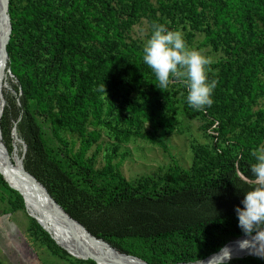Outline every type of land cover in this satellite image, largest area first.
<instances>
[{"label": "trees", "instance_id": "obj_1", "mask_svg": "<svg viewBox=\"0 0 264 264\" xmlns=\"http://www.w3.org/2000/svg\"><path fill=\"white\" fill-rule=\"evenodd\" d=\"M8 16L6 68L15 95L2 92L1 141L11 155L15 128L26 145L23 168L66 214L147 264L194 263L251 238L242 237L234 208L250 188L252 152L264 147V0H9ZM144 21V37L134 38ZM154 22L181 31L190 48L209 49L211 106H190L182 79L156 88L142 61ZM179 109L200 121L207 141L189 170L131 184L109 155L101 169L86 158L97 127L116 141L156 140L157 130L179 127ZM144 121L154 132L141 129ZM63 132L78 135L77 150ZM0 188L13 198L12 211L23 209L1 174ZM25 236L67 264H95L71 257L33 219ZM226 264H264V257Z\"/></svg>", "mask_w": 264, "mask_h": 264}, {"label": "rangeland", "instance_id": "obj_2", "mask_svg": "<svg viewBox=\"0 0 264 264\" xmlns=\"http://www.w3.org/2000/svg\"><path fill=\"white\" fill-rule=\"evenodd\" d=\"M145 33L146 24L144 21L134 27L132 34L134 38H143ZM208 51L209 49L206 47L201 53L204 55ZM261 78H263V76H261ZM13 82L14 78L11 72L3 73L2 71L0 90H2V92L4 91L7 97L15 95L11 87ZM261 102L262 101H260L258 106L262 105ZM5 106L6 100L3 96L2 98L0 96V110L1 108L3 110ZM178 120L179 127L176 131L166 133L161 129L157 130L155 133L156 140L131 137L128 140L116 141L114 138L107 135L104 129L97 127L96 131L100 136L92 143L85 156L91 159L95 169H101L107 163L106 157L109 155L110 160L108 161L110 164L115 166V169L121 174L125 181L131 184H138L144 180L155 178V175H161L174 167H178L181 170H189L194 162L197 147L202 146L207 141L200 130V121L186 118L180 109ZM140 126L145 132L153 131L147 121H144ZM93 129L94 127L92 126L88 127V131ZM62 135L68 142L73 141L74 150L79 148L80 141L78 135L72 132H63ZM12 138L14 140L12 141L14 142V149L12 155L8 157L14 165L13 168H18L21 171L19 159L23 151L25 154L26 145L18 136L17 138L21 142L16 140L15 135H12ZM114 148H116V150H114ZM6 183L12 187L9 181ZM0 192V197L5 198H0V262L2 264H67L49 255L46 250H35L33 245L27 242L25 233L28 222L30 219H33L36 223L37 221L31 217L25 207V203L23 204L22 210L12 211L10 203L13 198L7 190L0 188ZM38 225L43 229L40 224ZM72 255L70 256L77 260H90L80 259Z\"/></svg>", "mask_w": 264, "mask_h": 264}, {"label": "clouds", "instance_id": "obj_3", "mask_svg": "<svg viewBox=\"0 0 264 264\" xmlns=\"http://www.w3.org/2000/svg\"><path fill=\"white\" fill-rule=\"evenodd\" d=\"M142 61L154 75L156 88L167 89L173 81L182 79L190 106L201 109L212 105L216 81L209 80L211 61L201 51L190 48L181 31L154 22L143 43ZM101 90L105 91V86ZM252 155L255 162L250 166V188L244 192L242 207L236 206L234 212L238 227L251 237L240 241L239 248L264 257V147L257 148ZM216 258L219 264H226L231 259V250L222 248L212 260Z\"/></svg>", "mask_w": 264, "mask_h": 264}, {"label": "bare ground", "instance_id": "obj_4", "mask_svg": "<svg viewBox=\"0 0 264 264\" xmlns=\"http://www.w3.org/2000/svg\"><path fill=\"white\" fill-rule=\"evenodd\" d=\"M5 1L6 0H0V40L3 33L1 29L2 23L5 21ZM2 71L3 70L0 68V84L2 80ZM13 167L14 165L11 163V160L5 153H3V151H1L0 147L1 175L4 177L5 181L7 180L10 182L12 188L22 195L25 207L31 217H33L47 231L56 244L67 249L76 257L80 259H90L96 264H144L140 260L115 252L109 246H106L100 241L91 239L83 230L71 222L60 221L53 218L50 213L56 215H61V213L58 209L53 207L43 193L42 188L34 184L31 180L25 178L18 168L14 169ZM245 239L250 240L251 238H240L231 241L224 246L231 250L230 260L243 257H262L254 254L247 248L243 250L239 248V242ZM219 252L210 258L189 264H219V258L212 260V258L217 256ZM228 261H226V263Z\"/></svg>", "mask_w": 264, "mask_h": 264}, {"label": "water", "instance_id": "obj_5", "mask_svg": "<svg viewBox=\"0 0 264 264\" xmlns=\"http://www.w3.org/2000/svg\"><path fill=\"white\" fill-rule=\"evenodd\" d=\"M8 1L9 0H6L5 3H4V19L5 21L2 23V35H1V40H0V68L3 70V73L7 72L9 73V70L6 68V64H7V52H6V45L8 44V41H9V35H10V32H11V25H10V21H9V16H8ZM0 95H1V98H2V90L0 92ZM1 114H2V108L0 110V117H1ZM12 135H15V138L18 142H21L18 140L17 136H16V132H15V128L13 129L12 131ZM0 147H1V151H3V153H5L7 156H10L5 148V146L3 145L2 141H1V134H0ZM12 155V154H11ZM24 157V151H23V154L22 156H20V159H19V164H20V167H21V172L22 174L24 175L25 178H27L28 180H31L34 184L38 185L40 188H42L43 190V193L45 194V196L47 197V199L50 201V203L53 205L54 208L58 209L61 213V215H56L54 213H50V215L55 218L56 220H62V221H69L71 222L72 224H74L75 226L79 227L81 230L84 231L85 234H87L88 237H90L91 239L93 240H96V241H100L102 242L103 244H105L106 246H109V244H107L106 242H104L103 240H100V239H97L95 238L94 236H92L80 223H78L76 220H74L73 218H71L68 214H66L62 208L51 198V196L47 193L46 189L33 177L31 176L29 173H27L25 171V169L23 168V164H22V159ZM4 179V178H3ZM5 181V179H4ZM6 182V181H5ZM9 186V185H8ZM10 187V186H9ZM11 189H13L12 187H10ZM15 190V189H13ZM16 191V190H15ZM19 193V192H18ZM20 194V193H19ZM21 195V194H20ZM22 196V195H21ZM38 223V222H37ZM39 224V223H38ZM44 229V228H43ZM45 230V229H44ZM46 231V230H45ZM47 232V231H46ZM242 237H247V236H242ZM241 238V237H240ZM111 249H113L112 247H110ZM115 252H118L116 251L115 249H113ZM123 254V253H122ZM127 257H131V258H134V259H137V260H140L136 257H133V256H130V255H127V254H123ZM261 258V257H259ZM141 262H143L144 264H147L146 262L140 260Z\"/></svg>", "mask_w": 264, "mask_h": 264}, {"label": "built area", "instance_id": "obj_6", "mask_svg": "<svg viewBox=\"0 0 264 264\" xmlns=\"http://www.w3.org/2000/svg\"><path fill=\"white\" fill-rule=\"evenodd\" d=\"M217 124H215L213 127H215Z\"/></svg>", "mask_w": 264, "mask_h": 264}]
</instances>
